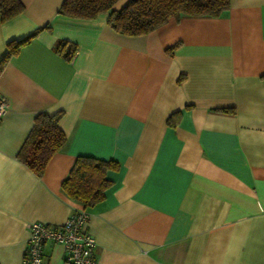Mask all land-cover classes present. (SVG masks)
I'll use <instances>...</instances> for the list:
<instances>
[{
    "label": "crops",
    "instance_id": "crops-1",
    "mask_svg": "<svg viewBox=\"0 0 264 264\" xmlns=\"http://www.w3.org/2000/svg\"><path fill=\"white\" fill-rule=\"evenodd\" d=\"M21 1L0 22V60L38 31L0 69V264H21L30 222L82 207L60 187L78 155L118 163L82 225L97 264H264V0L139 35L112 29L107 12L79 19L58 13L62 0ZM58 39L76 44L70 61ZM58 110L67 143L37 176L18 153L35 115ZM42 258L66 264L58 243Z\"/></svg>",
    "mask_w": 264,
    "mask_h": 264
},
{
    "label": "trees",
    "instance_id": "trees-1",
    "mask_svg": "<svg viewBox=\"0 0 264 264\" xmlns=\"http://www.w3.org/2000/svg\"><path fill=\"white\" fill-rule=\"evenodd\" d=\"M117 1L62 0L57 11L68 17L79 19H93L99 13L107 12V24L112 29L123 34L139 35L154 30L170 17L217 16L226 10L229 4V0H127L117 9L114 7ZM23 9L21 0H0V22L12 18ZM37 31L7 43V50L0 60V69L2 64L11 55L18 53L20 47L26 44ZM76 50V44L65 39H58L54 45V51L67 61L74 57ZM62 114V110L54 113H37L19 150V160L37 176L44 173L50 158L67 143V137L58 124ZM117 167L118 163L113 159L105 160L78 155L67 176L61 182V190L86 209L104 198V192L111 184V180L106 177V171Z\"/></svg>",
    "mask_w": 264,
    "mask_h": 264
},
{
    "label": "built area",
    "instance_id": "built-area-1",
    "mask_svg": "<svg viewBox=\"0 0 264 264\" xmlns=\"http://www.w3.org/2000/svg\"><path fill=\"white\" fill-rule=\"evenodd\" d=\"M7 109L6 99L0 96V118ZM89 215V212L81 207L57 225H46L40 221L30 222L28 243L21 264H44L42 248L47 241L62 245L66 264H97L94 256L95 239L82 229Z\"/></svg>",
    "mask_w": 264,
    "mask_h": 264
}]
</instances>
